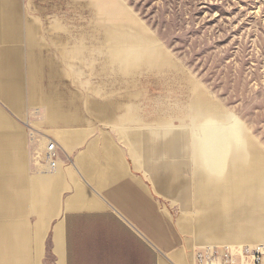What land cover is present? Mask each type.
<instances>
[{
    "label": "crops",
    "instance_id": "0c3cea01",
    "mask_svg": "<svg viewBox=\"0 0 264 264\" xmlns=\"http://www.w3.org/2000/svg\"><path fill=\"white\" fill-rule=\"evenodd\" d=\"M99 3L110 21L131 22L112 0ZM75 13L74 0H0V264H188L183 216L209 212L219 196L233 206L241 187L251 193L238 199L255 204L264 190L262 160L242 162V172L221 185L223 154L226 161L235 141L226 137V122L239 130L236 118L197 94L190 110L201 137L189 157L185 125L171 124L159 102L146 99L152 89L145 93L141 78L113 100V89H128L112 87L108 54L92 47L98 42L76 36ZM143 36L127 37L138 45L132 64L156 63ZM128 48L111 51L113 60L133 54ZM208 116L212 125L203 127ZM9 117L39 131L29 145L42 153L47 139L55 143V169L24 175L23 140ZM223 186L230 192L221 194ZM260 210L251 231L240 225L244 207L231 219L210 212L196 233L208 232L218 245L264 243Z\"/></svg>",
    "mask_w": 264,
    "mask_h": 264
},
{
    "label": "rangeland",
    "instance_id": "374dc122",
    "mask_svg": "<svg viewBox=\"0 0 264 264\" xmlns=\"http://www.w3.org/2000/svg\"><path fill=\"white\" fill-rule=\"evenodd\" d=\"M112 1L120 8V16H127L131 22L123 19L120 21V18L110 21L107 11L101 6L99 8V0H89V3L87 0H74V4L76 36H91L93 42H98L92 47L98 53L102 50L108 54L112 87L128 89H113V100L115 97L129 95V88H133L135 81L139 83L141 78L145 93L152 89V94L146 96V99L153 98L158 101L162 114L167 118L172 117L168 119L171 124L185 125L183 128L189 133L187 152L193 158L190 149H194L195 140L201 137V132L193 128L195 119L190 110L191 100L197 94L203 93L208 98V103L218 104L236 118L240 127L237 130L234 124L226 122V137H234L235 141L232 142V147V143H228L229 155L226 161L223 154L224 174L220 179L221 185L226 184V177H235L242 172V162L261 159L264 166V0ZM76 5L83 9L76 8ZM139 35H144V45L151 48L149 55L153 56L156 63L150 61V65L145 62L141 65L135 62L132 64L131 58L136 53L134 48L138 45L137 42H129L127 37L135 39ZM128 47H133V54H126L118 62L113 60L111 51L124 52L128 51ZM149 55L141 52L143 59ZM78 65L79 69H85L86 62H79ZM79 81L78 85L84 86L85 79ZM147 108L148 105L146 110H149ZM180 112L184 114L178 119L176 114ZM9 118L23 140L22 172L29 179L31 174H40L44 168L40 164L43 161L42 148L29 145L31 139L40 138V134L38 130L27 129L21 121ZM212 121L208 116L200 124L210 127L212 124L209 123ZM243 140L251 142V147L242 142ZM250 148L253 153H249ZM35 151L39 155V165L35 163ZM193 168L196 172L194 160ZM238 181L242 186L241 180ZM250 182L247 180L244 185L249 186ZM212 184L214 186L217 182L213 181ZM244 189L241 187L233 191L232 197L237 199L233 206L226 204L229 199L219 196L216 199L218 205L212 204L204 208L209 212L200 214L196 208L192 213L183 216V229L180 230L187 243L185 256L191 257L187 259L188 264H193L192 251L195 246L219 243L215 239H207V230V235H203L201 231L196 233V227L203 224V219L210 212L226 214L231 219L236 209L245 207L247 216L240 225L251 231L260 224L264 190L259 188L256 191L254 204L252 201L250 203L239 200L242 193H251V189ZM214 192L218 190L214 189ZM221 192L225 195L230 191L223 186ZM230 224L235 226L237 222ZM236 231L235 227L230 229L233 234ZM236 243L249 244L243 238L223 244Z\"/></svg>",
    "mask_w": 264,
    "mask_h": 264
},
{
    "label": "built area",
    "instance_id": "2783aa9c",
    "mask_svg": "<svg viewBox=\"0 0 264 264\" xmlns=\"http://www.w3.org/2000/svg\"><path fill=\"white\" fill-rule=\"evenodd\" d=\"M44 170L55 169L59 155L48 139L42 153ZM193 264H264V243L204 244L192 251Z\"/></svg>",
    "mask_w": 264,
    "mask_h": 264
},
{
    "label": "bare ground",
    "instance_id": "6f19581e",
    "mask_svg": "<svg viewBox=\"0 0 264 264\" xmlns=\"http://www.w3.org/2000/svg\"><path fill=\"white\" fill-rule=\"evenodd\" d=\"M32 140V139H31ZM35 153V155H34V158L36 159V161H35V163H37L38 165H39V162H40V159L38 160V158H39V155L37 154V152H34ZM40 164L42 165V167H43V163L42 162H40ZM42 172H44L45 170L44 169H42L41 170Z\"/></svg>",
    "mask_w": 264,
    "mask_h": 264
}]
</instances>
